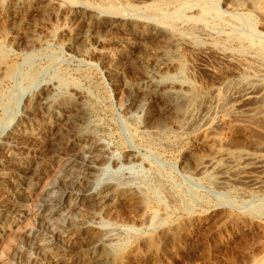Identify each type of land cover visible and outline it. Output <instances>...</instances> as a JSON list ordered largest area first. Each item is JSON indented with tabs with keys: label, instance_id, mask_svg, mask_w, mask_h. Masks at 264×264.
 <instances>
[{
	"label": "rangeland",
	"instance_id": "obj_1",
	"mask_svg": "<svg viewBox=\"0 0 264 264\" xmlns=\"http://www.w3.org/2000/svg\"><path fill=\"white\" fill-rule=\"evenodd\" d=\"M187 1H189V5L184 4ZM157 2L158 4H156ZM213 2L217 3V5ZM260 2L252 9L250 0H231L229 2L226 0H206L205 2L200 0H0V68L8 73H16L11 78H2L0 76V100L3 97V102L7 106L10 103L8 107L0 105V120L6 121V119H10L9 113L16 114V116L10 119V127L0 135V145L7 132L15 125L21 123V118H24L27 99L41 94L46 84L52 80L58 81L52 90V98L58 97L55 100L59 106L56 113L50 116V118H43L40 122L43 125L44 134L42 133L40 138H36L35 141L30 143L32 151L26 152L24 150V153L18 155L16 160L8 159V156L3 154V160H5L6 165L3 168L1 167L2 169L0 170V198L10 196L11 191L9 190L12 188L11 184L17 176V170L20 167L23 168L29 162L35 161L33 164H38L40 168L42 167V172L41 177L39 176L40 178L37 179L35 177L37 180H35L34 188L24 193L26 197H23L24 194L21 195L20 200L26 205L25 207L28 210L27 215L16 226H10L0 237V264L91 263L89 256L85 257L84 260L82 259L83 255L77 251L80 249V244L81 246L83 245L81 248L84 249L88 243L87 240H90L91 237L98 238V236L104 237L107 242L110 241L108 243H111L113 247L117 244L118 247L129 243V241L134 239L133 237L136 234L141 235V232H143V229L136 221L138 213L143 212L142 209H146L144 210L147 219L146 226L150 229H161L165 225L167 226L171 220H175L184 211L177 203L167 199L162 186H160L159 176L165 187L168 186V188L175 190L174 194L176 196H184L186 193L190 197L194 196L196 210L203 211L205 209L206 216L210 214L211 208L214 207L229 209L231 206L235 210H241L247 209L249 206L251 208L255 204L264 201V191L260 189L256 190L255 188L251 190L245 184L242 183L241 185V182L235 183V186L239 190L237 188L234 191L220 189L216 183V174L211 169L203 175L204 177L202 176V179H195L191 178L181 168V162L186 156L192 157L191 163L193 164L194 154L198 153L203 156L204 154L208 155L211 153L206 147L197 144L194 136L178 134L171 126L160 128L159 126L152 125V121L147 115L151 109H154L152 95H149L150 91L145 89L138 92V90L130 88L132 81L142 77V75L144 76L149 72L153 75L150 67L141 62V58L146 54V47L151 44V41L145 40V47H143L139 45L134 35L131 37L132 33L130 32L128 34L125 33V36L119 35L118 39H121L118 41L116 37H114L115 39L113 38L111 30L104 28L103 31L101 29V25L109 20V17L118 15V13L119 15L122 13L121 16L128 14L127 18H131L135 22L136 27L139 24L141 25L139 23L141 20H144L142 18L143 15L145 16V20L163 17L155 13L157 11L171 16H174L176 13L178 16L182 14L180 18L184 20L179 21L178 25L176 24L173 31L168 33L169 35L167 34V38H165H169V41H173L176 44L177 50H175L177 52H174L176 54L174 58L178 62V64L176 63L178 67H181L180 65L184 67V72L182 70L170 69L166 74L167 77L165 75V77H160L158 80L162 85L177 82L179 84H187L190 87V93L196 95L197 98L199 97L198 100L202 101L206 97L213 96L214 92L216 93L215 95H223L240 88L241 84L246 80L248 70H252L250 67L253 68L254 66L256 71H261L264 74V3ZM151 4L156 5L155 10L154 5ZM159 5L162 6L158 9ZM181 5L182 7H180ZM210 5H212L211 9H217L220 17L214 11H209L210 13L208 12L207 14L209 16H205L206 19L208 18L207 22L205 21L206 19L204 20L201 17L203 15V12H201L203 8L201 7H208L210 9ZM146 6H148V10ZM175 8L177 9L175 10ZM178 10H182V12L178 13ZM248 13L250 14L251 21L247 20ZM152 14L155 17H152ZM197 16L200 17V21L198 22L194 21V18ZM243 16L246 17L243 18ZM240 19H243L244 22L246 19L249 25H246V22L242 23L243 20L241 21ZM95 32L96 34L99 33L97 36L100 35V39L102 38L100 42L90 37ZM175 33H178L180 36ZM78 37L80 38L77 39ZM256 42L258 44L255 45ZM260 43L261 46L259 45ZM105 52L111 54L106 63H115V61L119 60L125 69V76L123 78L117 79L109 75L107 65L100 56ZM238 60H246L248 64L247 69L246 67L239 66L236 62ZM144 70L147 71L145 72ZM32 72L36 73L37 79L32 81L33 83H30L26 79L30 77L29 75ZM243 76L245 79H243ZM164 78H167L168 82ZM21 88L23 89L22 91L20 90ZM76 91L82 94L86 93L84 95L87 103L85 102V108L82 107L83 112L80 108V110L78 109ZM16 93H20L17 94L18 97L20 96L19 106H17V102L15 103L14 100L9 101L13 97V94ZM23 93L24 95H22ZM65 112H70L75 117L78 115V125L81 126L80 128L87 126L84 130L86 139L92 143L97 142L103 148L102 152L104 153L101 152L102 160L100 159L96 164L97 174L93 180L96 181L93 182L94 184L92 183V191L98 193L103 191V187L108 183H120L115 205L102 214V218L98 219V223L93 225L97 227H92L93 230L87 235L88 237L73 238V234L67 236L61 235L59 232L65 230V227L69 225L68 221L70 222L71 220H67V216L65 217L64 214H61L52 223H46L41 217L39 210V204L45 201L44 198L50 202H58L62 198L66 186H74H71L72 183H68L69 185L63 183L59 180L58 175L67 156L65 155L66 152L80 154L82 150L81 146L75 147L73 150L69 149V151L66 149L59 154L54 153L53 148V134H55L53 133V128L54 132L59 131L61 125L58 123L57 126L54 125ZM159 116L161 119L163 118L161 120L162 123H165L171 121L174 114L172 117L166 113ZM256 121L254 129L252 128L249 132L250 134H245V137L241 135L234 144L221 148H230L232 152L235 151V154H238L244 148L246 149V147L258 148L264 141V121L262 119ZM258 125L262 126V129ZM240 143L244 145H239ZM195 148H198V150L193 151ZM217 148L219 149L220 147ZM131 151L137 152L143 158L129 161L126 154ZM104 157L105 159H103ZM11 164H14L12 165L14 167ZM156 169L160 170V173H157ZM258 174L261 175L260 179L264 181V172H258ZM210 177L214 178L209 183L207 179ZM213 182L215 183L213 184ZM54 183L57 186L49 189V192L45 194L47 187L52 184L54 185ZM129 189H137L135 196L141 194L138 197L140 200L137 197L131 196ZM242 189H245L249 193H245ZM142 191L143 193H141ZM238 191L247 195H250L251 192L256 193L252 196H244ZM147 194L149 195V202L147 204L144 203V205L148 209L141 203V197H147ZM78 215L79 213H76L73 216L72 224L74 226L77 225V219L80 218V215L79 217ZM165 215L167 216L166 220L163 219ZM210 222L211 220H207V222L192 232L183 235L184 237L178 238V240L182 241H179L180 243L177 239L162 234L164 253H162L161 258L157 260H132L133 264H205L204 256L207 254V249H221V252L219 251L220 253L218 254V258L220 254L222 255V257L220 255L221 260L228 255L227 253L234 255V251H236V254H238V249H241V247L242 249H247L246 247L248 246H246L245 240L239 236L237 237V235H233L234 231L230 232L229 230L226 233L224 232L222 234L224 235L223 237L217 230L218 226H215L218 224H215L213 221V223ZM213 224L215 225L213 226ZM204 227H206L205 230L202 229ZM213 228L218 231V234ZM94 230L96 231L94 232ZM104 231L108 232L105 233ZM39 236L45 237V240L48 238L47 241H50L47 244V249L39 247ZM172 239L173 241H171ZM226 240L228 244H226ZM212 243L213 245H211ZM233 243L234 245H232ZM75 244H77V247L74 246ZM67 245L69 246L67 247ZM202 250H205V252ZM132 262L130 263L132 264Z\"/></svg>",
	"mask_w": 264,
	"mask_h": 264
},
{
	"label": "bare ground",
	"instance_id": "obj_2",
	"mask_svg": "<svg viewBox=\"0 0 264 264\" xmlns=\"http://www.w3.org/2000/svg\"><path fill=\"white\" fill-rule=\"evenodd\" d=\"M200 1L205 2L206 0H200ZM226 1L229 2L231 0H226ZM258 1L259 2L262 1L264 3V0H250L252 9H254V7L257 6V4L259 3ZM166 2L169 3L168 1H166ZM173 2H175V1H173ZM11 4H13V3H11ZM41 4L43 5V3H41ZM156 4H158V2ZM181 4H182V2H181ZM184 4L189 5V1H187ZM214 4L217 5V3H214ZM218 4H220V3H218ZM151 5H154V10H155L156 5L155 4H151ZM190 5L192 6V4H190ZM198 5H200V4H198ZM161 6L159 5L158 9L161 8ZM146 7H147L146 9L148 10V6H146ZM180 7H182V5ZM211 7H212V5H210V9L208 7L207 8L203 7V6L201 7V8H203V11H201V12H203V15L201 17L204 18V20L206 19L205 16L208 14L209 11H214L218 15L217 9L216 8L211 9ZM168 8H169V6H168ZM188 8H189V6H188ZM151 9H153V8H151ZM176 9L177 8H175V10ZM160 10H162V9H160ZM218 10H220V9H218ZM130 11H131V9H130ZM180 11L182 12V10H178V13ZM172 12H174V11H172ZM155 13H158L159 15H161L163 17L154 18L152 20H145V16L143 15L144 16L143 17L141 14V16H142V18H144V20L143 21L141 20V22H139V23H141V25L139 24L138 27L135 26V22H133L131 18H127L128 14L121 16L122 13H120V15L118 13V15H114V16L109 17V20L105 21L101 25V29H103V31H104V28H108L109 30H111L113 33V38L116 37V40H118V41L121 39V38L118 39L119 35L125 36L124 34L125 33L128 34V32L132 33L131 37H133V35H134V38H136L139 45H141L143 47H145V45H144L145 40H147V41L149 40L148 42L151 41V44L148 47H146V50H145L146 54H145V56H143L141 58V62L143 64L147 65L148 67H150L153 75H151L150 72H149L150 74L148 73V74H145L144 76L142 75V77H139L138 79H135L134 81H132V83L130 85L131 89H136V90H138V92H141L145 89H148L150 91L149 95L150 94L152 95L151 98L154 102V109L153 110L151 109V111L149 113H147V115L152 121L151 124L155 125V126H159L160 128H165V127L171 126L172 128H174V130L178 134H183V135L187 134L189 136H194L197 144H201L202 146L206 147V149L210 150L211 154H208V155L204 154L203 156H201L200 154H198L196 152H195L196 154H194V152H193V154L195 156V158L193 159V161H194L193 164L191 163L192 157L186 156L185 159L183 158L184 160L181 162L180 166L184 171L187 172V174L191 178H195V179L201 178L202 179V176L205 175L208 172V170L211 169L216 174L215 175L216 176V183H217L218 187L222 190L234 191L237 188L235 186L236 185L235 183L241 182V185L243 183V184H245L246 187H250L251 190L255 188L256 190L260 189L261 191H264V181L262 179H260L261 175L258 174V172L259 173L264 172V141L258 148H256V147L255 148L254 147L253 148H247L246 147V149L244 148L243 150H240V152L238 154L237 153L235 154L234 153L235 151L232 152L230 148L229 149L228 148L227 149L221 148V147H226L227 145L234 144L237 141L239 136H241V135L244 136L245 134L249 133L252 128L254 129V125H255L256 120L262 119L264 121V74L261 73V71H256L255 70L256 68H254V66H253V68L250 67L252 70H250V71L248 70V72L245 70L247 72V75H246L247 77H246L245 82L243 84H241L240 88H238V89L234 88L235 90L233 92L224 93L223 95L222 94L215 95L216 93L214 92L213 93L214 95L212 94L213 96L206 97L202 101H199L198 100L199 97L197 98L196 95H193L190 93L191 90L187 84H179L177 82V83H170V84L162 85L160 83V81L158 80V78L165 77L168 70H170V69H173V70L177 69V71L178 70H182V71L184 70V67L182 65H180L181 67H178V65H177L178 62L176 61V58H174V55H176V54H174V52L175 53L177 52L176 51L177 49L175 47L176 44L173 41H169L168 40L169 38L166 39L167 34L170 33L171 31H173V29L175 28L176 24L179 21H183L184 19L180 18V16L182 14L180 16H178V15H176L177 13L176 14L174 13L175 15L171 16V15H168V14L160 12V11H157ZM149 14H150V12H149ZM248 15L249 16H247V20L251 21L250 14L248 13ZM153 16H154V14H152V17ZM190 16H193V15H190ZM207 16H209V15H207ZM251 16H253V15H251ZM136 17H134V18H136ZM197 17L194 18V21L198 22V21H200V17H198V18ZM218 17H220V15H218ZM244 17H246V16H243V18ZM237 18H238V16H237ZM150 19H151V17H150ZM207 19L205 21H207ZM247 20L245 19L246 25H249V22H247ZM245 22H244V20L242 21V23H245ZM14 24H16V23H14ZM176 30H177V28H176ZM130 33H129V35H130ZM98 34H96V32H95V34L91 35L90 37L92 39H94L95 41L100 42V40L102 38L100 39V37H99L100 35L97 36ZM175 34H178V33H175ZM81 37H83V35H81ZM79 38L80 37H78L77 39H79ZM126 39H127V37H126ZM256 44H258V42H256L255 45ZM259 45L261 46V43ZM128 48H130V47H128ZM256 49H257V47H256ZM125 50H126V48H125ZM143 50H141V51L143 52ZM133 51H135V50H133ZM131 52H132V50H131ZM100 56L102 57L103 62L106 63L109 60V57L111 56V54L109 52H105V53L101 54ZM117 56H119V55H117ZM237 59H238V57H237ZM236 62L239 66L244 67V68L246 67V69H247L248 64H247L246 60H244V61L238 60ZM106 65H107L108 72L110 73L109 75H112V77L114 76L113 78L121 79V78H123V76H125V71H124L125 69L122 67L119 60L115 61V63H112V62L106 63ZM148 67H146V68H148ZM36 71H38V70H36ZM177 73H181V72H177ZM38 74H37V77H38ZM15 75H16V73H8V72L4 71L2 68H0V76L2 78H7V77L11 78ZM27 75H29V74H27ZM29 76L30 77H28L26 80H28L30 83L32 81H34L35 79H37L35 72H32V74ZM54 77H52V78H54ZM166 77H167V75H166ZM24 79H25V77H24ZM243 79H245V77ZM116 82H117V80H116ZM56 83H58L57 80H52V81L48 82L46 84V87H44V90L41 94L36 95L35 97H30L27 99L26 105H25V116H24V118H21L22 119L21 123H19L18 125H15L9 132H7V135L5 136L2 144L0 145V170L6 165L5 160H3V154L7 155L8 159L16 160L18 155L24 153V150H26V152H30V150L32 151L30 143L35 141L36 138H40L42 136L41 134L43 133L44 129H43V125H41L40 122L43 120V118H46V117L50 118V116H52L54 113H56L57 107H59L57 101L55 100V99H58V97L55 99L52 98V93H53L52 90L55 87ZM239 83H240V81H239ZM20 90L22 91L23 89L21 88ZM17 94H20V93L13 94V97L14 96L15 97L14 98L11 97L9 99V101L14 100L15 103L17 102V106H19V97L20 96L18 97ZM75 94H76V98L78 100V109L80 108L83 112L82 107L85 108V105H86L85 102L87 103V101H85L86 97L84 95L86 93L82 94L81 92L76 91ZM22 95H24V93ZM0 105L2 107L7 106L3 102V97H2V100H0ZM9 105H10V103L8 104V106ZM61 105H63V104H61ZM17 109H18V107H17ZM165 113L170 115V117H172L173 114H174V116L171 119V121L162 123L161 120L163 118L161 119L159 115L165 114ZM71 114H70V112L69 113L65 112L63 114V116L60 117L61 119H59V121H56V124L54 126H57V123L60 124L61 126L59 127L60 129L58 132L57 131L54 132V128H53V133H55L56 135L53 134L54 137L53 136L52 137H53V143H54V146H53L54 153L59 154V153L65 151L66 149L68 151H69V149L73 150L75 147H78V146H81V148H82V150L80 151V154H77L76 152H66L65 155H67V156L63 161L62 170L60 171V173L58 175L59 180H61L63 183H65L66 185H69L70 183H72L71 186H73V185L74 186L73 187L66 186L64 194L62 195V198L58 202H50V201H48V199L44 198L45 201H43L39 204L40 205L39 210H40L41 217L43 218V220L46 223L47 222L52 223L58 215L61 216V214H64L65 217L67 216V220H71V221L70 222L68 221L69 225L65 227V230H62L59 233L61 235H66V236L69 234H73L74 235L73 238H80L81 236L86 237L87 235H89L91 233V231L93 230L92 227L93 228L97 227V226L94 227L93 225L95 223H98V219L102 218V214L107 212V210H110V208L115 205L116 200L118 198L117 192H118V189L120 188V186H119L120 183L119 184L115 183V182L114 183L113 182L108 183L105 187H103L104 190L101 192H98V193L92 191L93 190L92 189V187H93L92 183L96 181V180L93 181L94 178L96 177V174H97L96 164L100 159L102 160L101 152L103 151V148L100 147L101 145L97 144V142L92 143L90 141L91 142L90 143L89 140L86 139V137L84 135V130L87 128V126H84L85 128H80L81 126L78 125V121H79V118L77 117L78 115L75 117L74 115H71ZM39 115L42 117V119H41V117H37ZM14 116H16V114L14 115V114L9 113L10 119H12L11 117H14ZM10 119H6V121L3 120L4 122L0 120V135L3 132H5L8 127H10ZM80 119H82V118H80ZM165 119L167 120V118H165ZM11 122H12V120H11ZM75 126H76V128H75ZM77 126H79V127H77ZM263 126H264V124H263ZM259 127L261 128L262 126H259ZM86 132H88V131L86 130ZM150 134H152V133H150ZM241 138H243V137H241ZM158 142H160V141H158ZM241 142H242V139H241ZM50 143H52V142H50ZM150 143H152V142H150ZM243 143H244V141H243ZM248 143H249V141H248ZM254 143H256V142H254ZM241 144L242 143H240L239 145H241ZM157 145H160V144H157ZM243 145L244 144H242V146ZM217 147H220V148L218 149ZM231 148H233V147H231ZM196 150H198V148H195L193 151H196ZM236 152H238V151H236ZM102 153H104V152H102ZM126 156H127V159L129 161L139 160L141 158L138 155V153L135 151H131V152L127 153ZM103 159H105V157ZM33 162H35V161L29 162L23 168L20 167V168H22V170H20V171H19L20 168L18 167L19 169L17 170V176L13 179L12 184L10 183L12 185L11 190H9V191H11L10 196H8L6 198H0V237L7 231V229L10 226H12V227L16 226L22 220V218L27 215L28 210L26 209V207H25L26 205L24 204V202H22V200H20L21 195L28 192L30 189L32 190L34 188L35 180H37L38 178L41 177L40 175L42 172V170H41L42 167L40 168V166L38 164L34 165ZM12 165H14V164H11V166ZM12 167H14V166H12ZM156 171H157V173H160L159 172L160 170L158 171L156 169ZM35 177H37V179ZM213 178L210 177L207 179V181L210 183V181H213L212 180ZM157 179H158V177H157ZM158 180H159L160 186H162V190L165 192L167 199H169L172 202L177 203L181 207V209L184 211L183 214L181 213L182 215L177 217L175 220H171L170 223L167 224V226L165 225L161 229H150L148 226H146L147 225V221H146L147 219L145 216L146 212L144 211L146 209H142L143 212L142 213L140 212L141 214L138 213L139 215L137 216L136 221L138 223L134 219L133 220L137 224L140 225V227L143 229V232H141L142 231V229H141L140 232L142 234L141 235L136 234V236L133 237L134 239L132 241H129V243H126V244L118 246V247H117V245H118L117 244L116 246L114 245V247H116V248H114L111 245V243L110 244L108 243L110 241L107 242L104 239V237L98 236V238L97 237H95V238L91 237V239H90L91 241L87 240V239H89V238H87L86 240L88 241V243L86 242L87 245H86V247L84 245V247H85L84 249L81 248L83 245L81 246V244H80V249L77 251L83 255L82 259L85 260V257H88V256L91 259V261H90L91 263H86V264H131L130 262H132V260H141V259L157 260V259L161 258L162 253H164L163 245H162L164 243V242L162 243V238H163L162 234H165V236L167 235L173 239L178 240V238L180 239V237H182L183 235L192 232L194 229L198 228L203 223L207 222V220L208 221L211 220L210 223L214 222L215 224H218V225L213 224V226L214 225L218 226L217 230L219 231V233L221 235L224 232L226 233L229 230H230V232L234 231L233 235H235V236L237 235V237L239 236L242 239H244L245 241L244 240L243 241L246 243V246H248V247H246L247 249H242V247H241V249L239 248L238 254H236L237 252L234 251L236 255L235 254L231 255L230 253H227L228 255L225 258H223L222 260L220 258L221 254L219 255L220 259L218 258V254L221 252L220 251L221 249H207L206 250L207 254H205V256H204V258H205L204 263L205 264H264V201H261V202L255 204V206L252 205L253 207H251V208L249 206L248 208L245 207L247 209H241V210H235V209L231 208V206L229 209L228 208L225 209L224 207L218 208V207H214L215 206L214 205L213 206L214 208H211L212 210H211L210 214H208V216H206V212L204 211L205 209L203 211H199L198 209L196 210V208H195L196 206H194V203L196 202V200L194 199V196L190 197L187 195V193L186 194L184 193L185 194V195L183 194L184 196H176L174 194L175 190L168 188L167 185H166L167 187H165V184L162 183L160 176H159ZM166 182H167V179H166ZM169 183H170V181H169ZM214 183L215 182H213V184ZM56 186H57V184H55V183H54V185L52 184V185L48 186L47 192L45 194H47L49 192L48 191L49 189L56 187ZM237 189L239 190V188H237ZM121 190H123V189H121ZM129 190H130L131 196L137 197V198L139 196H141V194L139 196H135L136 195L135 191H137V189L136 190L135 189H129ZM242 190L245 191V193H249L245 189H242ZM126 191H127V189H126ZM253 191H255V190H253ZM141 193H143V191ZM239 193H242V192H239ZM254 193H256V192H251L250 195L252 196V195H254ZM144 194L146 195V193H144ZM243 195L244 196H250L247 194H243ZM24 196H25V194L23 195V197ZM263 196H264V194H263ZM141 198H142L141 203L143 205H144V203L147 204V202H149V195L147 197L143 196ZM260 198H262V197H260ZM138 199L140 200V198H138ZM24 200L26 201V199H24ZM144 206H145V208H147L146 205H144ZM76 213H79L80 218L77 219V225L74 226L72 224V220H73V216ZM163 213H164V211H163ZM165 213H166V211H165ZM79 215H78V217H79ZM169 218H171V217H169ZM163 219L166 220L167 216L165 215L163 217ZM99 222H100V220H99ZM161 224H163V223H161ZM209 225H211V224H209ZM159 226H161V225H159ZM207 226H208V224H207ZM140 227H138V228H140ZM205 228L206 227H204L202 229L205 230ZM213 229L215 230V228H213ZM217 230H215V231H217ZM95 231L96 230H94V232ZM218 231H217V234H218ZM106 232H108V231H106ZM98 234H99V232H98ZM111 236H112V234H111ZM222 236L224 237V235H222ZM107 237H109V236H107ZM44 238L45 237H40L38 239V244H39V247H41L42 249H47L46 248V247H48L47 244H49L50 241L48 242L47 241L48 238L46 240ZM92 238H94V239L92 240ZM231 238H233V237H231ZM173 239L171 241H173ZM183 239H185V238H183ZM71 240H73V239H71ZM86 240H84V241H86ZM179 241L180 240H178V242ZM214 241H215V239H214ZM72 242L74 243V241H72ZM180 242H182V241H180ZM175 243H176V241H175ZM226 244H228L227 240H226ZM76 245L77 244H75L74 246L77 247ZM169 245H170V243H169ZM211 245H213V243ZM221 245H223V244H221ZM232 245H234V243ZM68 246L69 245H67V247ZM74 246L72 245V247H74ZM229 247L231 248V246H229ZM173 248H175V247H173ZM223 249H224V247H223ZM233 250H235V249H233ZM71 251H73V250H71ZM202 251L205 252V250H202ZM224 251L226 252V250H224ZM73 252L76 253L75 251H73ZM78 252H77V254H78ZM225 252H224V254L226 255ZM82 255H80V256H82ZM221 257H222V255H221ZM82 259H81V261H82ZM140 262H143V261H140ZM132 264H133V262H132Z\"/></svg>",
	"mask_w": 264,
	"mask_h": 264
}]
</instances>
